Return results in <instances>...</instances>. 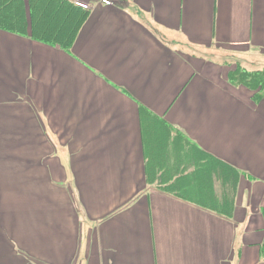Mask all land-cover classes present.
Here are the masks:
<instances>
[{"label":"crops","instance_id":"obj_1","mask_svg":"<svg viewBox=\"0 0 264 264\" xmlns=\"http://www.w3.org/2000/svg\"><path fill=\"white\" fill-rule=\"evenodd\" d=\"M67 1L92 6L69 49L0 28V264H264V98L230 81L264 0ZM142 110L168 182L182 150L229 169L214 206L158 186Z\"/></svg>","mask_w":264,"mask_h":264},{"label":"trees","instance_id":"obj_2","mask_svg":"<svg viewBox=\"0 0 264 264\" xmlns=\"http://www.w3.org/2000/svg\"><path fill=\"white\" fill-rule=\"evenodd\" d=\"M28 3L31 13V33L28 32L29 23L25 0H0V28L69 49L88 17V10L67 0H28ZM230 81L233 84L256 90L258 92L255 96L257 101L264 98V69L249 71L238 68L231 72ZM144 113L146 111L142 110V126L143 129L144 125L146 126L148 153L151 159L149 165L151 176L155 179L158 177L157 169H165V174L160 176L162 180L158 186L166 193L178 198L192 197L200 203L214 206V182L212 181L214 168L218 167L226 173L229 169L198 148H193L192 153L187 152L186 154L182 153V150L178 153V168L182 169L188 165H196L198 168L187 175H184L180 169L178 178L181 179L178 182L177 180L173 183L168 182L167 180H171V173H173L169 170V153L166 154V147L169 145V124L150 112H147L143 119ZM178 146L181 150L182 145L178 144ZM147 179L149 183L150 179ZM152 182L151 180L150 183ZM228 182L233 183L232 177Z\"/></svg>","mask_w":264,"mask_h":264},{"label":"rangeland","instance_id":"obj_3","mask_svg":"<svg viewBox=\"0 0 264 264\" xmlns=\"http://www.w3.org/2000/svg\"><path fill=\"white\" fill-rule=\"evenodd\" d=\"M206 13H209V9L208 8H207V10H205L204 14H206ZM187 15H190V13H187ZM254 57L263 58L264 56L260 55V56H254ZM252 60H254V58L246 59V61H247V63H246L243 59H241V60L238 61V63H236L234 65V69L236 70L238 68H240V69L244 68L245 70H249V71H255L257 69H259V70H263L264 69V61H262V63H260L259 61L254 62ZM83 240H86V236L84 234H83Z\"/></svg>","mask_w":264,"mask_h":264},{"label":"built area","instance_id":"obj_4","mask_svg":"<svg viewBox=\"0 0 264 264\" xmlns=\"http://www.w3.org/2000/svg\"><path fill=\"white\" fill-rule=\"evenodd\" d=\"M103 3L107 4V5L111 4V2L108 0H103ZM77 6L83 8L85 10H90L92 8V6L85 4V3H82V2H77Z\"/></svg>","mask_w":264,"mask_h":264}]
</instances>
